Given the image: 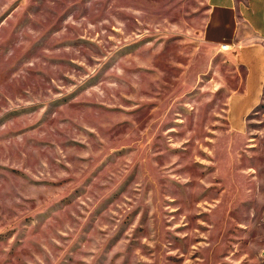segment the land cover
<instances>
[{
  "label": "rangeland",
  "instance_id": "obj_1",
  "mask_svg": "<svg viewBox=\"0 0 264 264\" xmlns=\"http://www.w3.org/2000/svg\"><path fill=\"white\" fill-rule=\"evenodd\" d=\"M207 0H0V264H264V156Z\"/></svg>",
  "mask_w": 264,
  "mask_h": 264
},
{
  "label": "crops",
  "instance_id": "obj_2",
  "mask_svg": "<svg viewBox=\"0 0 264 264\" xmlns=\"http://www.w3.org/2000/svg\"><path fill=\"white\" fill-rule=\"evenodd\" d=\"M202 34L227 45L243 71L242 86L227 104V123L248 152L264 156V0H207Z\"/></svg>",
  "mask_w": 264,
  "mask_h": 264
},
{
  "label": "bare ground",
  "instance_id": "obj_3",
  "mask_svg": "<svg viewBox=\"0 0 264 264\" xmlns=\"http://www.w3.org/2000/svg\"><path fill=\"white\" fill-rule=\"evenodd\" d=\"M223 47H224V48H228V46H227V45H223Z\"/></svg>",
  "mask_w": 264,
  "mask_h": 264
}]
</instances>
